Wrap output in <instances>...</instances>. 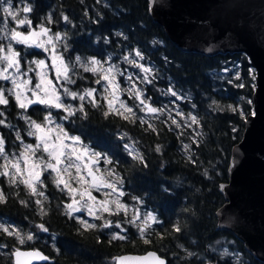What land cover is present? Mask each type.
I'll return each mask as SVG.
<instances>
[{"label": "trees", "instance_id": "obj_1", "mask_svg": "<svg viewBox=\"0 0 264 264\" xmlns=\"http://www.w3.org/2000/svg\"><path fill=\"white\" fill-rule=\"evenodd\" d=\"M28 1L34 4V11L27 14L33 25L44 22L49 11L55 10L53 28L68 27V42L82 55L104 58L114 51L117 53L116 47L119 53L133 47L140 50L153 65L155 76L151 85H144L146 96L154 105H162L169 100L165 89L174 86L187 97L180 101L183 107L191 109L192 103L197 105L192 110L198 116L202 131L194 140L191 128L179 131L164 119H156L153 125L142 123L137 115L135 119L125 120L112 115L90 114L79 122L77 125L85 139L110 151L117 160V171L128 192L127 199L141 198L144 207L155 211L160 223L149 229V243H145L138 228L131 225L128 226V240L110 243L112 229L83 231L66 217L64 193L51 180L46 183L49 199L45 201L47 215L43 216L36 215L38 210L33 197L26 193L25 187L8 184L10 199L2 211L18 222L45 223L57 236L53 261L46 264H115L120 254L148 250L157 251L168 264H236L235 257H222L214 249L224 244L230 246L231 252L240 254L242 264H264L248 252L234 234L219 230L216 216L217 210L226 203L220 185L229 181L232 149L241 141L245 128V118L239 114V108L247 117L253 111L255 82L247 57L240 53L206 56L183 52L168 38L164 28L154 22L149 0H68L66 4L61 0H55L57 4L49 0ZM66 11L71 20L68 26L60 17V12L67 15ZM116 32L123 33L128 40L117 37ZM105 37L110 41L107 45ZM153 40L161 43L153 45ZM18 50L23 51V48ZM28 51L32 53L29 59L37 55L31 49ZM164 57H168V62ZM230 59L240 62L239 80H223L216 75ZM231 79L233 82L229 83ZM239 84L244 87H237ZM233 107L238 110L233 112ZM123 130L136 141L144 163L134 159V154L122 146L123 138L118 134ZM12 142L9 131L10 146ZM185 143L191 145L188 151ZM157 147L160 152L155 150ZM14 192L22 194L13 197ZM21 199L28 201L29 206L18 203ZM115 218L119 220L120 216ZM177 223L181 227L179 233L173 231ZM11 260L9 257L0 264H10Z\"/></svg>", "mask_w": 264, "mask_h": 264}, {"label": "snow or ice", "instance_id": "obj_2", "mask_svg": "<svg viewBox=\"0 0 264 264\" xmlns=\"http://www.w3.org/2000/svg\"><path fill=\"white\" fill-rule=\"evenodd\" d=\"M21 3H23V7L17 8L13 4V0H0V106L7 107L10 104V98L14 99L16 107L22 110L19 118L24 121V127L21 129L19 126L8 122L6 118H0V126L8 128L14 133L15 139L12 142V147L18 149L17 151H9L5 137L0 135V161H3V163H0V177H6L8 184L11 186L23 185L31 196L43 197L45 201L49 198L42 189L46 187L45 179H49L70 198L71 202L64 204L65 215L77 223L83 231L97 228L105 230L115 228L118 231L110 233L109 242L111 243L114 240H128V226L131 225L136 226L140 238L145 243H149L151 236L147 230L151 228L152 223H160V221L152 212L143 213V220L141 221V209L139 207L135 208V213L131 218H127L129 206L122 203L120 199L125 196V192L122 190L123 181L117 179L112 182L106 179L104 175H96L100 172L98 165L101 161L110 165L113 164V161L107 154L83 144L80 136L70 135L64 127V122H74L78 114H80V118H87L84 102H87L93 108L100 109L102 106L97 96H101L107 101L108 110L103 113L105 117L115 113L127 120L129 117L124 115L120 109H124L135 117L136 113L133 111V107H129L124 100L120 99L121 85L116 78L117 76L124 77L125 71H121L117 64L108 63V61L102 63L101 60L95 57L82 59L81 56L77 55L74 60L69 59L66 62L64 55L57 50V44L63 43V51L67 52L68 45L63 42L66 33H52L51 29L46 26V24L53 23L51 14L44 18V22L34 27L32 19L27 15L34 11V4L25 2V0H21ZM149 3V11L151 12L158 4L162 3V0H149ZM62 19L71 24V20L67 15L62 14ZM9 21L12 22L13 26L10 27ZM21 29H26V31ZM115 35L117 37L123 36L125 41L128 40V37L121 32H116ZM96 39L99 41L100 37ZM109 43V39L105 37L104 44ZM159 43L161 42L158 40L152 41L153 45ZM16 45H23V51L18 50L15 47ZM28 49L42 50L44 53L49 54L52 60L51 68L55 69L56 80L62 82L59 85L62 88V93L48 78L46 69L49 65L46 64L45 59H29L32 53ZM207 51L211 52L212 49L208 48ZM133 53L134 58H130ZM108 60H111V56ZM123 60L125 63L140 69V73L143 75L136 74L135 80L149 85L153 83L155 79L153 68L140 63V61L145 60V56L140 50L133 49L129 54L123 56ZM164 60L168 62V57H164ZM105 64H107V67H105ZM80 69L85 73L90 72L94 76L99 74L95 82L97 85H101L103 91L98 92L95 87L72 90L70 86L76 85V77L79 75ZM230 71L232 69L227 66L223 68L225 73ZM31 73L35 74L34 77L30 75ZM33 79H35V83H33ZM233 79H240L238 72L234 74ZM101 81L106 83L101 84ZM127 81L130 83L123 91L127 92L130 98L138 101L135 107H138L141 112H159L163 114L165 111L163 107L158 109L148 104L147 101L151 98H146L145 93L135 86L133 74H127ZM228 82L232 83L233 80ZM237 87L242 88L244 85L239 84ZM167 94L176 98L172 101V104H175L177 100L187 99V97L175 91L174 86L168 88ZM109 97H112V99H109ZM76 100L81 103L73 105L70 102ZM116 102L119 103V109L115 107ZM212 103L215 104L216 102L212 101ZM33 105H43L47 110L40 122L28 114L29 107ZM196 107L195 103L191 104V109ZM52 109L58 110L57 114L54 115ZM232 110L236 112L238 109L233 107ZM60 112L63 114H59ZM239 114L247 119L242 108H239ZM176 115L184 117V113L179 109H177ZM0 117H5L4 110H0ZM188 119L191 121L189 127L192 124L199 123L198 116L192 114L191 111L188 113ZM141 122H144L142 117ZM172 123L180 127L176 120L173 119ZM153 131H155V128H153ZM26 137L34 138L35 143L26 142ZM184 147L187 149L188 145H184ZM125 148L130 154L135 153L134 159L144 163L143 156L137 153L135 148L127 144ZM155 150L160 152L159 147ZM85 158H87V162H85ZM192 162L195 163V161ZM72 169H75V176H73ZM82 170L91 177L90 181L86 180L85 176L81 174ZM105 172L108 176L114 175L111 169H106ZM44 173H47V177H44ZM73 181L77 184L88 185V187L80 191L72 186ZM117 185H120V187ZM102 189H109L110 191L102 192ZM92 190L98 193L102 192L105 199L98 201L97 197L92 194ZM164 191H169V189H164ZM77 196H79V199H77ZM132 199L137 201V204L143 203L139 197H132ZM6 202V194L0 188V204ZM19 203L25 207L29 206V202L23 199ZM34 204L40 208L39 214L41 216L47 215L44 204L40 199H35ZM110 204L115 205L114 210L110 208ZM85 210L87 216L97 221L103 220V222L97 225L89 222L83 215H75ZM121 212L124 213L125 218L117 221L106 219L103 216L104 213L109 216H119ZM35 227L44 233H48L50 230L45 223H39ZM173 231L181 232L178 223L173 225ZM0 235L13 237L20 246L37 238L36 232L25 231L20 225L2 219H0ZM5 247L7 245L0 244V248ZM11 255L15 257V264H20L19 257L21 256L39 260L49 259L39 250L22 252L19 247H16ZM188 255L191 256L192 253H188ZM221 256L235 257L236 264H242L240 254L230 252L227 247L223 248ZM149 258H152L154 264H166L165 260L158 257L155 252L148 253V256L141 258V260L147 261Z\"/></svg>", "mask_w": 264, "mask_h": 264}, {"label": "water", "instance_id": "obj_3", "mask_svg": "<svg viewBox=\"0 0 264 264\" xmlns=\"http://www.w3.org/2000/svg\"><path fill=\"white\" fill-rule=\"evenodd\" d=\"M150 15L183 52L244 54L254 70L253 111L245 119L241 141L232 149L229 181L220 185L226 203L216 216L219 230L234 234L264 263V0H162ZM150 252L168 264L155 250L120 254L115 264H154L152 258L141 260ZM19 260L20 264L52 261L28 256Z\"/></svg>", "mask_w": 264, "mask_h": 264}, {"label": "flooded vegetation", "instance_id": "obj_4", "mask_svg": "<svg viewBox=\"0 0 264 264\" xmlns=\"http://www.w3.org/2000/svg\"><path fill=\"white\" fill-rule=\"evenodd\" d=\"M49 1L52 4H57L55 2V0H49ZM25 2H30V1L27 0ZM61 3H65L66 4V3H68V0H61ZM13 4H15V5L21 4L23 6V3H21V1L18 2V1H14L13 0ZM53 12H55V10H53V11L50 10L49 14H51V16H54ZM60 14H61L60 17L62 18V14L63 13L60 12ZM66 14L68 16V12L67 11H66ZM66 25L68 26V23ZM33 26L35 27L37 25H33ZM46 26L49 27L51 29V31L54 32V33H56V32L66 33V36L64 37V41L63 42L68 45L67 52L63 51V43H59L57 45V50L64 55V59H65L66 62L69 59L74 60L77 55L81 56V58H83V57H95V58L101 60L102 63L104 61H108V63H115V60H116L115 58L118 57L119 47H116L117 53L114 51V52H112V54H108L104 58L103 57H97V56H85V55H82L77 50L74 51L72 49L71 45L69 44V42H68L69 41L68 40V27H64V28H61V29H55V28H53L52 23L51 24H46ZM22 31H26V29H22ZM18 48L21 49V48H24V46L23 45H17V49ZM31 50H32V52H36V54H37L36 56L32 57L31 59L39 58V57L44 56V52L42 50H37V49H31ZM110 55H112L113 57H111V60H108ZM49 60H50V58H49ZM105 65H107V64H105ZM30 75H32L34 77L35 74L31 73ZM50 75H51L50 79L53 81V85L57 86L58 91H60L62 93V88L59 87L60 83H62V82H58L56 80V73L54 72L53 68H51ZM98 77H99V74L94 76L92 73H90V72L85 73V72H83L82 69H80L79 70V75L76 77V85L70 86V87H72V90H83L84 88L95 87V88H97L98 92H102L103 89H102L101 85H97L96 82H95ZM34 81H35V79H33V82ZM101 84H103L102 81H101ZM97 99L100 101V104L102 106L100 109L93 108L87 102H84L85 103V109L87 111V118L90 116V114H94V115L95 114H99V113L103 114L104 111L108 110L107 101L104 100L101 96H97ZM109 99H111V98H109ZM132 101L134 102V100H132ZM66 102H68V101H66ZM70 102L73 105H78L79 103H81L78 100L70 101ZM115 107H116V104H115ZM117 109H119V108H117ZM0 110H4L5 111V117H0V118H6V120L8 122H11L13 125L19 126L21 129H23L24 121L19 118L22 110H19L16 107L14 99L10 98V104L7 107L0 106ZM46 111L47 110L44 108L43 105H33V106L29 107L28 114L31 115L34 119H36L38 122H40L42 120L43 115L46 113ZM52 111H53L54 115L57 114V112H58V110H55V109H52ZM59 114H63V113L60 112ZM110 115H112L114 117L123 118V116L117 115L115 113H112ZM124 115L129 117L127 120H131V119H135L136 118V115H135V117H133L129 113H127V114L125 113ZM87 118H80V114H78V116H77V118H75L74 122H71V123L64 122L65 130L68 131L69 134H71V135L80 136L83 144H86L89 147L94 148L96 151H101L102 153L107 154L108 157L113 161V164H111V165L110 164H105V163H103L101 161V163L98 165V167L100 168V172L96 173L97 176L102 175L105 172L106 169H111L114 172V175L118 174V177H119L120 174L118 173L117 166H116L117 165V162H116L117 160L114 159V156L111 154V152L108 151V150H103L101 147L96 146L92 142L86 140L85 137L83 136L81 130H79V126L77 124L79 122H81V121H84ZM9 131L11 132L12 139L14 141V139H15L14 133L10 129H8V128L4 127V126H0V135H3L5 137L6 145H7L8 150L9 151H17L18 149L13 148L12 145L11 146L9 145ZM120 136L123 138L122 146L125 148V145L126 144L128 145L130 139H132V138H130V134L126 130L119 131L118 137H120ZM25 139H26L27 142L35 143L34 138L26 137ZM85 162H87L86 159H85ZM0 163H3V162L0 161ZM114 175L108 176V178L111 181H114V182L117 179H121V176H120V178L116 179L114 177ZM44 177H47V173H44ZM90 179H91V177H90ZM48 180L49 179H45V184L47 183ZM21 186H23V185H21ZM7 187H8L7 178L6 177H0V188L3 189V191L5 192L6 197H7V202L4 203V204H0V219H2L4 221L11 222V223L18 224L21 227H23L25 229V231H34V232H36L37 238L34 239L33 241L29 242L28 244L20 246V245H18L15 242L13 237H7L6 235H0V244L7 245V247H5V248H0V261L7 260L9 257H12V260H11L12 262L10 264H13V256L11 255V253L15 250L16 247H19L20 249L40 250L47 257H49L50 260L53 261V258H54V255H55V251H56L57 236H56L55 233L52 232V230L49 231L48 233L41 232L33 224H31L29 222L27 223V222H24V221L18 222V220L8 216L6 212L2 211L3 207L8 204L9 199H10L9 192L7 191ZM42 190L45 192V195L47 196L46 192H48V191H47L46 187L43 188ZM122 190L125 192L124 200L131 201L130 198L127 199V197H126L128 195V192L125 190L124 186H122ZM105 191H110V190L109 189H102V192H105ZM92 192H95L98 195L102 196L101 192L98 193L95 190H92ZM14 193H15V195L13 197H20V195L22 194V192H14ZM26 193L29 194L27 189H26ZM64 196H65L64 204H66V203H68L69 197L66 195V193H64ZM35 199H40L43 202L44 208L46 210V203H45V200L43 199V197H33V203H34ZM18 203H19V201H18ZM34 207L40 212V208L38 206H36L34 204ZM38 211H36L37 212V214H36L37 216H39V212ZM111 217L113 218V221H115V219H116L115 216H111ZM108 219H110V216H108ZM101 223L102 222L100 220V221H97L96 224L99 225ZM35 225H37V224H35ZM52 261H47L46 263L52 262ZM46 263H44V264H46Z\"/></svg>", "mask_w": 264, "mask_h": 264}, {"label": "rangeland", "instance_id": "obj_5", "mask_svg": "<svg viewBox=\"0 0 264 264\" xmlns=\"http://www.w3.org/2000/svg\"><path fill=\"white\" fill-rule=\"evenodd\" d=\"M15 6L17 8L23 7L21 4H18V5H15ZM9 25H10V27L13 26L11 21H9ZM52 33H54V32H52ZM15 47L17 48V45ZM133 49L138 50L137 48H134V47L133 48L123 49L118 54V57L115 58L116 60H115V63L114 64L119 65L121 71H125V76L124 77L117 76V78H116L117 81L121 85L120 99L121 100H124L129 107H133V111L136 113L137 116H139L140 118L142 117L143 118V121L148 122L149 124H152L153 125L156 119H164L169 124H173L172 123V120L174 119L180 125V127H177L176 124H173V125H175L177 127V129L179 131H184V130H188L187 128H191V131H190L191 138L194 139V140H197L199 138V136L202 134L200 124L199 123L198 124H192L191 127L188 126L189 124H191L190 119H188V113H189V111H191L192 114H195V115H196V113L192 109H190V108L187 109V108L183 107L181 105V103H180L181 100H177L175 104H172V101L176 100V98L175 97H172L170 94H167V90H168V88L170 86H168L165 89V91H164V93H166L165 94L166 97L169 98V100L167 102H164L162 105H154L150 100L147 101L148 104L150 106H152V107H157L158 109L161 108V107H163L165 109V111L163 112V114H161L159 112L158 113H147L146 111L141 112L138 107H135V105L138 104V101H135L133 98H130L129 95H128V93L123 91V89L126 88V87H128V85L130 83V82L127 81V74H133L135 86L137 88L141 89L145 93V97L147 98L146 92L144 90V85L146 83H141L139 80H135L136 74H139L141 76L143 75L142 73H140V69L139 68H136V67H134L132 65H129V64L125 63L124 60H123V56L129 54V52L132 51ZM110 56L113 57L112 55H110ZM49 58H50V60H49ZM83 58H87V57H83ZM130 58H134V53H133V56L130 57ZM36 59H45L46 64L49 65V67L46 69V71L48 72V78L50 79L51 78V75H50L51 67L50 66L52 64V60H51V57L49 56V54L48 53H44V56L39 57V58H36ZM136 59H138V58H136ZM140 63H144L145 66H151L153 68V65L149 61H147L146 58H145L144 61H140ZM224 64H225L224 67L227 66V67L231 68L232 71H230L228 73H225V72H223V68L224 67L220 71H217L216 75H218L223 80L226 79V78H233V76H234L235 73H237V72L239 73L240 72L241 66H240V62L238 60L230 59V60L226 61ZM105 67H107V65H105ZM251 69H252L251 70V74H252L253 79H254L255 73H254V70H253L252 67H251ZM53 70L55 72V69L54 68H53ZM37 71H39V70H37ZM153 72H154V70H153ZM231 80H233V79H231ZM35 82L36 81H34L33 83H35ZM102 82H103V84L106 83L105 81H102ZM175 91H177V90L175 89ZM177 92L180 93V94H182L184 97H186V95L184 93L179 92V91H177ZM109 98L112 99V97H109ZM132 100H134V102ZM115 104H116V108H119V103L116 102ZM177 109H179L181 112L184 113V117L183 118L181 116L176 115ZM120 111L123 112L124 114L125 113L127 114V112L124 109H120ZM128 145H130L131 147L135 148L136 149V152L139 153V150H138L136 141L134 139H130ZM184 145H188V148L187 149L184 147L187 151L189 150V147H191L190 143H185ZM133 154L135 155V153H133ZM85 159L87 160V158H85ZM72 173H73V176L76 175L75 169H72ZM81 174L85 176V179L86 180H89V181L91 180L90 177L87 175V173L85 171L82 170ZM102 175H104L106 177V179L110 180L108 178V175H107L106 172H104ZM114 177L116 179L117 178H120V176L118 177V174L114 175ZM112 182H114V181H112ZM72 186L78 188L80 191H83L85 188L88 187V185L77 184L74 181L72 182ZM117 186L120 187L119 185H117ZM61 187H63V186H61ZM92 194L97 197V200L98 201L105 199V197L103 195L100 196V195H98L95 192H92ZM77 199H79V196H77ZM109 199H112V198H109ZM120 199H121V202L122 203H125V204H127L129 206L128 213H127V218H131L134 215V213H135V208L136 207H139L141 209V221L143 220V213H145V212H152L157 217V219L159 220V218H158L157 214L155 213V211L153 209H151V208L144 207L143 203L142 204H137V201H135L133 199L131 201H127V200H124V197H121ZM68 202H71L70 198L68 199ZM110 208H112L114 210L115 209V205L114 204H110ZM75 215H78V216L83 215L84 218H86V219L89 220V222L97 223V220H94L92 217L87 216L86 210L85 211H82V213H77ZM103 216H104V218L108 219V216L109 215L107 213H104ZM119 216H120L119 220L125 218L123 212H121ZM111 218L112 217L110 216V220H113V218L112 219ZM115 221H117V220H115ZM101 222H103V220H101ZM138 223H140V222L138 221ZM154 225H155V223H152V226L151 227H153ZM134 227H136V226H134ZM149 229L147 231H149ZM112 230H113V232L118 231L115 228H113ZM225 247H227L229 249V251L231 252V248H230V246L228 244L227 245L224 244L221 247L216 246L214 249L215 250H218V252L221 253L222 250H223V248H225Z\"/></svg>", "mask_w": 264, "mask_h": 264}]
</instances>
